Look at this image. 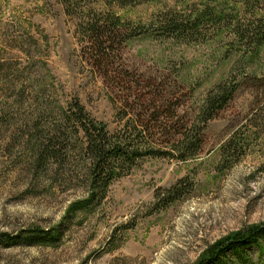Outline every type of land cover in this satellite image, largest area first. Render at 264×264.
Segmentation results:
<instances>
[{
	"label": "rangeland",
	"instance_id": "rangeland-1",
	"mask_svg": "<svg viewBox=\"0 0 264 264\" xmlns=\"http://www.w3.org/2000/svg\"><path fill=\"white\" fill-rule=\"evenodd\" d=\"M207 2L0 0V264H203L213 244L264 224V42L249 53L227 29L204 28L196 41L153 30L163 13ZM244 2L227 0V11L246 25ZM110 14L145 30L106 43L102 57L86 25ZM220 83L234 94L202 122ZM75 101L111 134L158 152L78 206L90 195L82 133L69 122L57 156L38 160ZM155 116L171 126L153 128ZM187 131L201 144L183 158ZM176 185L183 194L166 202ZM36 229L59 238L11 241ZM259 244L227 264H264Z\"/></svg>",
	"mask_w": 264,
	"mask_h": 264
},
{
	"label": "trees",
	"instance_id": "trees-1",
	"mask_svg": "<svg viewBox=\"0 0 264 264\" xmlns=\"http://www.w3.org/2000/svg\"><path fill=\"white\" fill-rule=\"evenodd\" d=\"M109 1L126 6V4H138L141 1L151 0ZM244 6L251 14L246 25L241 24L232 12L227 11V0H210V2L203 4L201 8L194 6L185 14L177 11L163 13L161 15L162 18H160L153 30L160 35H166L172 39L196 41L203 37L202 30L204 28L215 33L227 29L233 32L234 38L239 45L238 48H243L249 53L254 52L264 42V0H245ZM120 26L125 28L123 32L120 30ZM86 30V34L89 35L93 48L98 49L97 52L103 57L105 52H107V48L113 43L118 42V40L121 42L140 35L145 29L143 26L131 27L129 23L123 25L118 16L110 14L102 17V20H93L92 23L86 25ZM108 42H111V45L106 48L105 45ZM102 57L100 56V58ZM234 88L232 84L226 86L220 83L211 89L198 115L199 120L206 122L216 111L220 110L231 99L234 94ZM73 108L72 113L67 115L63 121L54 127L53 136L56 138V134L59 133L58 140H55L54 137L49 138V145L44 146L38 153V160L43 163L47 159L57 156L55 145L57 147L61 146V143H58V141L63 137L67 124L71 122L70 125L72 124L75 132L82 133L83 144L81 151L84 152L88 161L86 173L90 189L88 199L80 203L73 202V204L74 206L89 205L88 203H92L94 200H100L103 197L107 186L115 177L129 173L128 171L138 158L145 157V155L149 154H158V152L149 146L144 147L140 144L136 146L132 145L126 141V138L119 136L117 132L111 134L107 130V126L103 122H96L91 118L78 101H75ZM152 120L154 122L153 128L166 129L171 126L168 122L161 121L162 119H159L157 116ZM158 123L160 126H156ZM135 127L139 135L143 136L145 132L142 128L143 125ZM191 133L189 131L184 132L182 138H179L181 142L178 147H181L182 153L186 154L182 156L183 158L196 154L201 144L197 132L195 134ZM232 136L229 137L230 139L227 144H230L234 140ZM176 145L173 146L175 149ZM183 188L182 186H174L169 190V196L165 201L174 200L183 194ZM58 235V233L54 235L48 230L36 229L25 231L24 236H14L11 241L15 242L30 237L31 241L52 244L55 240H58ZM260 240L264 241V224L255 225L240 232V234H236L231 238H225V240L213 244L210 250L207 251L203 264H227L226 256L228 253L236 260L241 261L244 259L245 249L249 246L260 245Z\"/></svg>",
	"mask_w": 264,
	"mask_h": 264
}]
</instances>
